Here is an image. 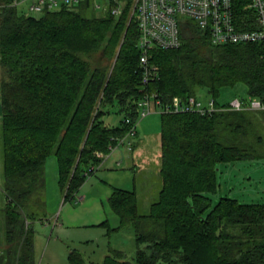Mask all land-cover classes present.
I'll return each instance as SVG.
<instances>
[{
	"label": "trees",
	"instance_id": "16d2710c",
	"mask_svg": "<svg viewBox=\"0 0 264 264\" xmlns=\"http://www.w3.org/2000/svg\"><path fill=\"white\" fill-rule=\"evenodd\" d=\"M13 1L0 0L7 195V243L1 248L0 242V264H36L34 231L30 224L24 226L35 216L19 207L36 186L48 156L54 152L57 157L65 198H74L112 154L109 147L129 131L133 122L126 119H138L144 95L155 93L166 102L197 97L205 88L216 106L225 107L229 102L218 101L221 90L244 84V102H264L263 43L214 44L210 33L185 19L182 45L153 49L149 61L158 73L143 83L139 29L128 8L118 17L99 12L85 16L82 7L91 6L86 1L34 16ZM247 4L235 0L239 20L248 13ZM95 54L100 61H92ZM113 111L121 116L117 125L105 120ZM256 112L264 115V110L249 109L205 115L161 112V189L149 214L139 213L134 190L114 187L108 197L119 228L132 225L139 247L133 260L114 250L101 264H264V202L241 203L224 196L213 204L207 196L219 188V163L261 155L263 137L251 122ZM68 261L91 264L76 249Z\"/></svg>",
	"mask_w": 264,
	"mask_h": 264
},
{
	"label": "rangeland",
	"instance_id": "374dc122",
	"mask_svg": "<svg viewBox=\"0 0 264 264\" xmlns=\"http://www.w3.org/2000/svg\"><path fill=\"white\" fill-rule=\"evenodd\" d=\"M26 5H20L25 8ZM81 12L85 16L104 13L91 6H84ZM42 13H32L40 16ZM100 61V55L91 57ZM0 66V74H1ZM197 97L208 102L212 96L205 88L198 90ZM246 86L237 84L221 90L219 102H231L236 97L247 96ZM229 105V103H228ZM255 111V110H254ZM258 111V110H257ZM0 102V119H1ZM254 114V113H253ZM160 115L158 109L137 124L138 134L133 137L134 149L131 154L123 151L125 145L115 152L122 166L98 168L77 191L74 198H65V189L59 184L58 163L55 153L46 159L41 177L30 196L21 201L20 209L35 219L25 220V228L34 231V256L36 264H69L68 254L76 249L87 262L101 264L104 258L114 250H121L126 258L133 260L139 247L132 225L119 228V217L110 208L108 197L114 187L134 190L138 197L140 214H149L153 202L161 189L160 168ZM121 116L112 112L105 117L107 123L117 125ZM253 131L263 137L261 155L229 163H219L216 193H207L213 204L221 197L236 198L241 203L264 202V115L256 112L252 115ZM0 120V140L2 139ZM132 139V138H130ZM255 139V138H252ZM110 149V147H109ZM127 149V148H126ZM120 154H122L120 156ZM109 156V155H108ZM107 157V155H106ZM3 156L0 158V242L1 248L7 241L5 206L7 195L4 189ZM209 210V209H208ZM108 221V225L103 224ZM146 247V243L141 244Z\"/></svg>",
	"mask_w": 264,
	"mask_h": 264
},
{
	"label": "built area",
	"instance_id": "2783aa9c",
	"mask_svg": "<svg viewBox=\"0 0 264 264\" xmlns=\"http://www.w3.org/2000/svg\"><path fill=\"white\" fill-rule=\"evenodd\" d=\"M86 1L93 4L96 10L115 17L129 9L130 20L135 18L139 29L138 47L141 50L140 64L144 70L143 83L155 78L158 73V67L149 61L153 49H172L182 45L181 29L185 19H191L200 29L210 33L214 44H264V0H248V13H242L240 20L234 7L235 0H14L13 4H26L28 14H38L62 5L80 6ZM158 109L165 113L196 112L205 115L223 109L264 110V102L258 98H249L244 102L236 97L228 106L218 107L213 99L203 102L195 96H189L186 99L173 97L165 102L155 93L146 94L139 101L138 119H126V122L133 123L117 145L110 146L111 152L135 136L138 122Z\"/></svg>",
	"mask_w": 264,
	"mask_h": 264
},
{
	"label": "crops",
	"instance_id": "0c3cea01",
	"mask_svg": "<svg viewBox=\"0 0 264 264\" xmlns=\"http://www.w3.org/2000/svg\"><path fill=\"white\" fill-rule=\"evenodd\" d=\"M1 112H2V107H1ZM1 122H2V114H1ZM138 134V132H137ZM136 134V135H137ZM130 139V138H129ZM133 142V137L132 139L128 140L127 143H125L124 145L126 146L125 149H123L124 152L128 154H131L133 150H130L129 149V146L131 145V143ZM133 144V143H132ZM127 148V149H126ZM119 152H123L122 150H119L117 149ZM117 150L115 152H117ZM114 152V153H115ZM110 154L109 156H107L105 159H104V162L102 163V165L100 166V169L103 168V167H107V168H113L115 167L116 165L118 166H122L123 162H121V160L119 159V156H117L116 154ZM160 154V153H159ZM122 154H120L121 156ZM3 156V149H2V139L0 140V158ZM2 171H3V167H2ZM85 184V183H84ZM83 184V185H84ZM73 250V249H72ZM70 250V252L72 251ZM69 252V253H70ZM69 255V254H68Z\"/></svg>",
	"mask_w": 264,
	"mask_h": 264
},
{
	"label": "bare ground",
	"instance_id": "6f19581e",
	"mask_svg": "<svg viewBox=\"0 0 264 264\" xmlns=\"http://www.w3.org/2000/svg\"><path fill=\"white\" fill-rule=\"evenodd\" d=\"M17 9V8H16ZM23 10V9H22ZM133 19V18H132ZM5 73V72H4Z\"/></svg>",
	"mask_w": 264,
	"mask_h": 264
}]
</instances>
